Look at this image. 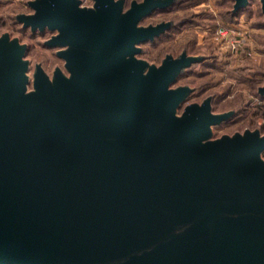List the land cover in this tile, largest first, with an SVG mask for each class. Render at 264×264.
Returning <instances> with one entry per match:
<instances>
[{"label":"water","instance_id":"95a60500","mask_svg":"<svg viewBox=\"0 0 264 264\" xmlns=\"http://www.w3.org/2000/svg\"><path fill=\"white\" fill-rule=\"evenodd\" d=\"M169 2L32 0L18 19L57 31L69 75L36 63L28 93L24 46L0 36V264H264V134L206 139L231 112L177 116L191 88L168 89L197 58L137 57Z\"/></svg>","mask_w":264,"mask_h":264},{"label":"rangeland","instance_id":"374dc122","mask_svg":"<svg viewBox=\"0 0 264 264\" xmlns=\"http://www.w3.org/2000/svg\"><path fill=\"white\" fill-rule=\"evenodd\" d=\"M32 0H0V36L7 34L9 39L16 38L24 46L21 59L26 62L27 75L26 92L34 90L32 68L39 63L48 76L54 67H59L68 76L64 67L65 60L59 56L60 46H50L46 41L56 30H44L43 33H31L28 27L15 21L20 14H31L29 3ZM141 0H123L121 12H126L131 3ZM226 10L235 12L234 1H228ZM259 3V2H258ZM252 0L250 4L251 17L239 14L236 19H225L219 12L217 0H199L197 3L190 1L171 6L164 11H154L143 17L141 23L149 20L158 21L172 14L191 12L195 24L186 25L180 29L170 30L160 36L155 42L144 41L138 44L142 48L138 58L147 60L148 65L158 67L161 64L160 54L164 48L172 52V57L177 58L182 46L188 45V55L196 53L206 55L201 63L189 71L176 74L168 89L176 86H189L190 92L180 100L175 108V115L179 116L189 105L200 106L207 98L210 102V112L213 114L231 112L230 117L221 121L217 126H209V135L206 139H217L223 135L232 136L234 133L243 135L245 130L258 131L264 134V97L255 95L256 86L264 85V73L257 74V66L264 70V26H258L260 3ZM80 8H94V0H78ZM212 21H214V26ZM227 31L220 33V28ZM257 34V36H254ZM234 42V46H233ZM242 44L248 45V58L241 63L235 61L234 50ZM242 66L248 82L236 84L226 70ZM55 69V68H54ZM51 72V73H50ZM188 84V85H186ZM227 88V89H226ZM233 109H236L234 113ZM203 141V140H202ZM264 160V151L259 154Z\"/></svg>","mask_w":264,"mask_h":264},{"label":"trees","instance_id":"16d2710c","mask_svg":"<svg viewBox=\"0 0 264 264\" xmlns=\"http://www.w3.org/2000/svg\"><path fill=\"white\" fill-rule=\"evenodd\" d=\"M187 1H190V3H197V2H199V0H170V2L166 6L159 7V8H155L152 11L151 14H153L154 11H157V12L158 11H164L165 9H167V8H169L171 6L179 5V4L184 3V2H187ZM228 1L231 2V1H234V0H217V4L219 6H221L219 8L220 9L219 12H220V14H221V16L223 18H225L226 20L229 19V18L235 20L236 17L239 14L245 15L246 18L251 17V14H250L251 13L250 4H251V1L252 0H248V2L244 6H242V7L238 8V9L234 10L235 11L234 13L233 12H228V10H226L227 9L226 6L228 4L227 3ZM256 2L257 3L258 2L260 3V0H256ZM259 5H260V10H259L258 13H259V16H261V17H260V19L257 22H252V23L255 24V25H258V26L259 25L260 26H264V19H263V14H262V11H261V3ZM32 12H33V9H32ZM14 18H15V21L20 22L23 25V23L17 18V16H15ZM141 21H142V19H141ZM141 21H139L138 24H140V25L152 24L153 25V24H157V23H160V22L167 23V27L158 36H155L152 40H149L150 42H155L156 39H158L160 36H162L164 34H167L170 30L180 29L183 26L195 24V20L193 19V13H191V12L182 13V14H172V15H170L168 17H165L163 19H160L158 21L149 20L146 23H141ZM212 23H213V26H214V21H212ZM24 27H28L30 29L31 33H34V31H37L39 33H43L42 31H39L38 29L32 30L30 28V26H24ZM254 36H257V34H254ZM141 50H142V48L140 47V53H141ZM183 53L188 55V45L187 44H185L184 46H182L180 52L176 56L178 57V56H180ZM234 53H235V56L236 55L238 56V57H235V61H237V59H240V58H242L241 59V63H243L244 60L247 61V58H248V45L247 44H242L241 46H239L237 48V50H234ZM167 55H171L172 56V52L170 50H168L167 48H164L162 50L161 54H160L159 60L162 62L163 59ZM195 57L197 58V60L194 61V62H192V63H190V65L182 68L180 70V74L183 73L184 71H189L192 68H195L196 66H198L201 63V61H202L201 59H204L205 57H208V56H206V55L204 56L201 53H196V56ZM35 65H36V63L33 65L32 72L35 71ZM256 69H257V74H260L261 72L264 73V70H262L263 68H259V66H257ZM53 71H51V72L53 73ZM226 73H227V75L230 78H233L235 80V83L236 84H244V83L248 82V79L246 78V74H245L242 66H239V67L235 66V68H228L226 70ZM186 85H188V84H186ZM255 88H256L255 95H257L258 97L259 96L264 97V95L260 94L259 91H258L259 86H256ZM233 111L235 113L236 112V109H233ZM231 115H233V114H231Z\"/></svg>","mask_w":264,"mask_h":264},{"label":"built area","instance_id":"2783aa9c","mask_svg":"<svg viewBox=\"0 0 264 264\" xmlns=\"http://www.w3.org/2000/svg\"><path fill=\"white\" fill-rule=\"evenodd\" d=\"M220 29H221V30H220V33H222V34L225 33V32L227 31L224 27H221ZM233 46H234V42H233Z\"/></svg>","mask_w":264,"mask_h":264},{"label":"flooded vegetation","instance_id":"af4514ba","mask_svg":"<svg viewBox=\"0 0 264 264\" xmlns=\"http://www.w3.org/2000/svg\"><path fill=\"white\" fill-rule=\"evenodd\" d=\"M54 68H55V67H54ZM54 68L52 69V71L54 70ZM44 71H45V70H44ZM45 72H46V71H45ZM48 73H49V72H48ZM48 73H47V74H48Z\"/></svg>","mask_w":264,"mask_h":264}]
</instances>
